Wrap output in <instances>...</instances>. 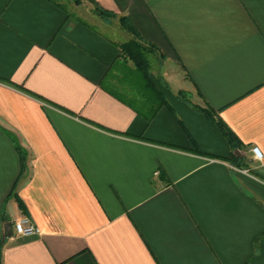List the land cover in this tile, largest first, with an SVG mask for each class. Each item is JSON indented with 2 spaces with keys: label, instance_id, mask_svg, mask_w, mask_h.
<instances>
[{
  "label": "crops",
  "instance_id": "obj_1",
  "mask_svg": "<svg viewBox=\"0 0 264 264\" xmlns=\"http://www.w3.org/2000/svg\"><path fill=\"white\" fill-rule=\"evenodd\" d=\"M132 39L169 85L150 123L101 86ZM23 217L40 233L19 236ZM0 250L2 264H264V0H0Z\"/></svg>",
  "mask_w": 264,
  "mask_h": 264
},
{
  "label": "trees",
  "instance_id": "obj_2",
  "mask_svg": "<svg viewBox=\"0 0 264 264\" xmlns=\"http://www.w3.org/2000/svg\"><path fill=\"white\" fill-rule=\"evenodd\" d=\"M76 4H80L81 0H75ZM95 3V14L100 18L110 21L116 17L115 14L104 10L96 2ZM121 25L129 32L134 33L135 29L131 22L125 18H120ZM120 57L122 63L121 73L123 74L124 80H117V84H114V76L112 72L107 75L105 81L101 84L102 88L109 94L123 102L130 108H132L140 117L144 118L147 123L153 121L157 116L161 108L168 105L167 97L161 88H169V85L164 81L161 75H158L156 79L152 76L151 60L150 56L156 53L154 46L145 45L137 39H132L120 46ZM128 62L133 63L134 69L127 68ZM135 76V77H134ZM138 76V78H136ZM127 85V86H123ZM122 86L123 88H120ZM130 91H128L129 89ZM197 110H201L211 120L214 121V111L208 109H201L195 107ZM219 129L223 132L229 145L234 150L242 149V145L234 136V134L223 124L220 120L215 121ZM13 141H16L13 138ZM17 150L21 155L22 171L26 170V156L23 149L17 144ZM233 164L238 168H246L247 163L244 159L236 156L233 158ZM22 206V203L20 204ZM0 264H2V252L0 250Z\"/></svg>",
  "mask_w": 264,
  "mask_h": 264
},
{
  "label": "built area",
  "instance_id": "obj_3",
  "mask_svg": "<svg viewBox=\"0 0 264 264\" xmlns=\"http://www.w3.org/2000/svg\"><path fill=\"white\" fill-rule=\"evenodd\" d=\"M250 151L253 154L254 160H262V154L259 148L252 147ZM15 232L22 237H31L39 234L40 230L30 218L23 217L19 221L15 222Z\"/></svg>",
  "mask_w": 264,
  "mask_h": 264
},
{
  "label": "rangeland",
  "instance_id": "obj_4",
  "mask_svg": "<svg viewBox=\"0 0 264 264\" xmlns=\"http://www.w3.org/2000/svg\"><path fill=\"white\" fill-rule=\"evenodd\" d=\"M150 60H151V64H152V66L154 67V68H157L158 67V64H157V61L154 59V57L153 56H150ZM128 65V67L127 68H130V69H134V65H133V63H131V62H128L127 63ZM153 68H151V70H152ZM122 70V69H121ZM121 70L119 69V68H116L115 69V71L113 72V76H114V84H117V80H120V81H123L124 80V77H123V74L121 73ZM135 77V76H134ZM136 78H138V76H136ZM123 86H127V85H123ZM120 88H123L122 86H119ZM127 88V87H126ZM127 89H129V88H127ZM128 91H130V89L128 90Z\"/></svg>",
  "mask_w": 264,
  "mask_h": 264
},
{
  "label": "water",
  "instance_id": "obj_5",
  "mask_svg": "<svg viewBox=\"0 0 264 264\" xmlns=\"http://www.w3.org/2000/svg\"><path fill=\"white\" fill-rule=\"evenodd\" d=\"M7 228L9 230V232H10V235H12V225L11 224H8Z\"/></svg>",
  "mask_w": 264,
  "mask_h": 264
}]
</instances>
